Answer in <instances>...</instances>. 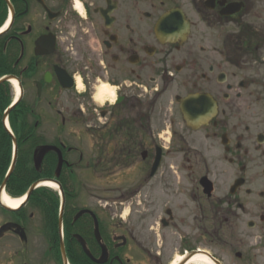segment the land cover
<instances>
[{
  "label": "flooded vegetation",
  "instance_id": "flooded-vegetation-1",
  "mask_svg": "<svg viewBox=\"0 0 264 264\" xmlns=\"http://www.w3.org/2000/svg\"><path fill=\"white\" fill-rule=\"evenodd\" d=\"M0 23V264H264V0H0Z\"/></svg>",
  "mask_w": 264,
  "mask_h": 264
},
{
  "label": "bare ground",
  "instance_id": "bare-ground-1",
  "mask_svg": "<svg viewBox=\"0 0 264 264\" xmlns=\"http://www.w3.org/2000/svg\"><path fill=\"white\" fill-rule=\"evenodd\" d=\"M0 32H1V28H0ZM11 84L13 85L15 92H16V96L15 99L19 93L18 90V84L17 81L15 79H11ZM103 90H107L106 86L102 87ZM108 92L110 90H107ZM14 99V100H15ZM45 186L49 187L50 189L56 190L58 187L56 184L48 182L47 184H45ZM4 202L12 207H18L22 201L23 198H18V199H12L10 197H8L5 193H4V197H3ZM183 256H181L180 254L177 255L171 264H180L183 261ZM186 264H215V262L213 261V259L211 257H209L207 254L205 253H198L197 255H195L194 257H192L190 260H188V262Z\"/></svg>",
  "mask_w": 264,
  "mask_h": 264
},
{
  "label": "water",
  "instance_id": "water-1",
  "mask_svg": "<svg viewBox=\"0 0 264 264\" xmlns=\"http://www.w3.org/2000/svg\"><path fill=\"white\" fill-rule=\"evenodd\" d=\"M11 78H13V77H11ZM195 102V97H192V98H189V99H187V101L185 102V105H184V103H183V109H184V111H189V110H193V109H191V108H193L192 106H193V103ZM186 103H188V104H186ZM198 109V108H197ZM199 110V109H198ZM51 150H57L59 153H60V151L58 150V148H56L55 146H43V147H41L39 150H37V152L39 153V154H37L36 155V163H37V165H39L41 162H42V160H43V157L49 152V151H51ZM62 161H63V158H62V155L60 154L59 155V165H58V170H57V175H58V173H59V170H60V168H61V164H62ZM61 221H62V216H61ZM197 253H192V254H190V255H188V257H187V260H190L192 257H194L195 255H196ZM209 257H211V256H209ZM212 258V257H211ZM213 259V258H212ZM213 261L215 262V264H220L217 260H215V259H213Z\"/></svg>",
  "mask_w": 264,
  "mask_h": 264
},
{
  "label": "rangeland",
  "instance_id": "rangeland-1",
  "mask_svg": "<svg viewBox=\"0 0 264 264\" xmlns=\"http://www.w3.org/2000/svg\"><path fill=\"white\" fill-rule=\"evenodd\" d=\"M252 233L255 234L256 231H254V232H252ZM257 243H258V244H257ZM254 244H255L256 248H260V251L264 253V248H263L264 243L260 242L259 240H258V241L255 240V241H254ZM255 246H254V247H255ZM216 252H217V254H218V257L221 256L222 252H221L220 250H216ZM177 255H179V254H176L175 257H176ZM259 260H260V259H259ZM261 261H262V259H261Z\"/></svg>",
  "mask_w": 264,
  "mask_h": 264
},
{
  "label": "trees",
  "instance_id": "trees-1",
  "mask_svg": "<svg viewBox=\"0 0 264 264\" xmlns=\"http://www.w3.org/2000/svg\"><path fill=\"white\" fill-rule=\"evenodd\" d=\"M0 25H1V23H0Z\"/></svg>",
  "mask_w": 264,
  "mask_h": 264
}]
</instances>
